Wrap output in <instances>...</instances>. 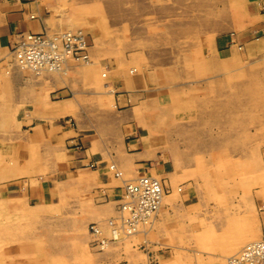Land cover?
<instances>
[{"label": "crops", "instance_id": "1", "mask_svg": "<svg viewBox=\"0 0 264 264\" xmlns=\"http://www.w3.org/2000/svg\"><path fill=\"white\" fill-rule=\"evenodd\" d=\"M117 4L120 5V2ZM149 6V3H143L136 7L133 17L129 13L134 9L130 10L127 5L124 8L123 19L126 31H130L127 33L131 40L126 42L123 55L109 54L103 61L108 68V85L111 90H105L103 96L107 98V102L104 100L102 103L101 98L95 99L93 95H87L86 98L84 87L76 90L63 77L60 79L47 75L45 78H38L31 71L19 67L12 56L11 46L20 40L22 33L40 32L44 27H63L66 17L53 13L52 10L56 8L49 0H0V150L4 149L5 158L11 155L15 160L13 168L8 165L10 169L7 166V175H4L9 182H13L11 184H16L20 179L39 176L38 184L32 186L29 182L25 187L22 185L16 188V191L25 194L29 202L38 205L56 204L59 196L65 195L66 186L82 179L88 189H99L102 198H109L116 207L115 190L129 178L115 177L108 169L110 163H115L129 173L132 176L130 179L146 173L159 176L162 182L170 186L173 180H183L181 174L175 173L169 163L158 158L157 148L150 143L149 134L140 125L145 120L139 111L143 98L149 90L162 88L166 72L176 69L175 73L184 75L181 66L184 62L194 61L192 51L196 48L208 46L211 60L218 62L222 73L226 69L224 64L237 59L241 54L264 55V0L244 1L239 7L243 9H238L241 14L238 10L228 8L229 4L219 15L215 13L214 16L212 11L210 14L206 11L204 21L200 23L196 22L197 16L192 17L190 10L180 13L174 9L172 13H165L159 7L154 10ZM186 6L190 8L191 4L186 3ZM192 8L193 11L196 10V3ZM168 16L171 17V22L166 24ZM213 17L217 19V23H214ZM147 20L152 23V27L149 28ZM234 22H237L235 26ZM164 30L171 34L168 39ZM182 36H186L187 40L182 42ZM182 43L186 44L183 55ZM147 46L150 51L146 49ZM90 50L92 56L97 54L93 44ZM206 53L207 51L202 54L204 62L210 60ZM52 89H55L58 96L56 100H60L52 99ZM90 162H97L98 167H84ZM14 168L25 170L22 169L23 173L19 174V170L17 172ZM59 174L69 175L59 177ZM192 181L185 188L181 187L179 194L171 192L165 196L155 221L158 228L154 226L150 235L152 238L140 249V255L144 257L128 259L129 254L126 252L123 254V264H167L170 262L168 260L175 259L184 249L205 253L223 252L241 244L246 237L264 238V223L244 224V213L236 209L223 211L217 208L214 201L201 189L200 182ZM181 182L186 184V181ZM232 203L235 205L236 201ZM104 209L106 207H100V210ZM234 216L237 218L232 219ZM170 234L175 235L173 244L170 240L163 242L162 239ZM235 235L241 236L238 238ZM222 236L228 240L224 241ZM216 240L219 243L214 247L211 242ZM205 241L209 244L202 247L198 244ZM224 242L227 246L228 242L231 243L230 246H234L228 248ZM221 244L225 246L221 247Z\"/></svg>", "mask_w": 264, "mask_h": 264}, {"label": "rangeland", "instance_id": "2", "mask_svg": "<svg viewBox=\"0 0 264 264\" xmlns=\"http://www.w3.org/2000/svg\"><path fill=\"white\" fill-rule=\"evenodd\" d=\"M49 2L56 9L57 6L60 7L58 11L52 10L53 13H58L62 18L66 17L63 29L49 27L50 32L59 34L68 29L81 30L88 37L89 47L93 44L97 51V54L91 57L90 63L84 64L83 61L74 58L68 61L66 59L67 65L59 74L66 82H70L74 89L84 87L86 98L87 95H93L95 99L101 98L100 101L103 103L104 100L107 102V98L103 96L104 91L111 88L108 85L110 81L108 68L103 61L109 54L123 55L126 42L131 40L127 33L130 31H126L123 19L126 5L130 10L134 9L129 13L130 17L136 14V7L149 3L152 7L148 8L155 10L159 7L158 9L164 10L165 13H172L174 9L180 13L190 10L192 17L197 16L196 22L200 23L204 21L206 11L209 14L212 11L214 16L215 13L219 15L228 4L230 9L238 10L244 0H147L148 3L145 0H49ZM119 2L120 5L117 4ZM125 2L128 4L125 5ZM186 3H190L191 7L188 8ZM194 3L196 10L193 11ZM213 18L215 23L217 19ZM170 19V16L166 17L165 23L171 22ZM147 24L149 28L152 27L148 20ZM67 25L70 28H67ZM44 29L47 30L48 27ZM164 32L168 39L171 34L166 30ZM47 33L49 34V31ZM183 40H187V37L182 36L181 41ZM185 47L186 44L182 43L181 55L184 54ZM205 47L207 48H196L192 51L194 61L184 62L181 66L184 75L179 76L175 73L176 69L170 70L164 75L161 89L147 92L142 106L139 107L141 116L143 118L146 116L140 125L144 126V130L149 134L150 143L157 148L158 158L168 160L165 162L174 168L173 171H179L183 177V180L172 182V194H179L181 191L178 187L185 188L190 180L199 181L201 189L214 201L217 208L223 211L236 209L244 213L246 223H264V55L241 54L242 56L225 64L226 69L222 73L218 62L215 59L211 60L209 47ZM146 49L150 51L148 46ZM206 51L210 56L207 59L210 60L204 62L202 54ZM16 64L31 71L38 78H45L47 75L60 78L58 72L52 70L36 74L30 67L22 66L19 61ZM52 90V99L56 100L58 96L55 89ZM5 154L4 149H1V161L11 162L9 165L13 168L14 157L10 155L5 158ZM0 166L7 169L1 162ZM85 167L98 166L90 162ZM4 169L2 171L0 169V173L2 172L0 264H123V254L126 252L129 254L128 259L144 257L140 255V249L146 245L149 238H152L150 235L157 216L152 218L154 223L150 229H146L147 233L137 232L138 234L126 236L121 234L122 231L118 232L120 219H116V216L124 183L115 190L116 207L109 198H102L99 189H88L82 179L66 186L65 195L59 196L56 204L38 205L29 202L25 194L16 191V188L22 185L25 187L29 182L32 186L38 184L39 176L31 180L20 179L16 184H11L13 182H9L8 177L4 176ZM109 171L114 175L112 170ZM123 173L122 178L132 177L125 171ZM67 175L59 174V177ZM150 176L160 180L157 175ZM184 180L188 182L187 185L181 182ZM17 195L21 197H15ZM96 197L102 200H97ZM233 201H236L237 205H233ZM101 202L102 205H99ZM100 207L106 209L100 210ZM256 217H259V220H256ZM245 222L243 223L246 224ZM95 225L98 226L101 235L97 232L94 234ZM112 228L118 233L114 234ZM171 228L172 226L169 227L170 230ZM174 237V234H170L162 241L170 240L171 243ZM246 239L231 248V252L230 249L212 253L184 249L175 259L168 260L167 262H170L167 264H227L230 256L243 244L261 237L251 236ZM101 240L104 242L101 243ZM217 241L211 242L212 246L215 247ZM206 242L198 244L202 247L209 244ZM103 243L106 245L102 246Z\"/></svg>", "mask_w": 264, "mask_h": 264}, {"label": "built area", "instance_id": "3", "mask_svg": "<svg viewBox=\"0 0 264 264\" xmlns=\"http://www.w3.org/2000/svg\"><path fill=\"white\" fill-rule=\"evenodd\" d=\"M81 36V32L51 36L45 29L40 32H25L21 34L20 40L13 44L11 52L22 66L34 65L41 68L42 72L55 63L61 65L66 54L83 58L81 53L86 51L88 42L84 43L85 37ZM85 57L87 59V54ZM38 72L40 71H36ZM167 192L168 186L145 174L137 181L123 185L118 211L120 222L126 227L125 231L130 234L137 232L138 227L145 223L146 217L156 212L162 193ZM93 231H97L95 226ZM243 252L238 254L239 256L234 255L233 260L238 258L234 264H264V243L248 245ZM231 259L232 257L229 258Z\"/></svg>", "mask_w": 264, "mask_h": 264}, {"label": "bare ground", "instance_id": "4", "mask_svg": "<svg viewBox=\"0 0 264 264\" xmlns=\"http://www.w3.org/2000/svg\"><path fill=\"white\" fill-rule=\"evenodd\" d=\"M244 1H246V0H244ZM244 3V2H243ZM240 4V3H239ZM242 5V4H241ZM262 5V4H261ZM228 8H230V7H228ZM227 8V9H228ZM242 9H243V7H242ZM242 9H239V10H242ZM57 11L58 10H60V7L58 8V6H57V9H56ZM238 10V11H239ZM43 11V10H42ZM45 11V10H44ZM247 11V10H246ZM230 12V11H229ZM240 12V11H239ZM244 13H246V12H244ZM237 14V13H236ZM240 14H241V12H240ZM243 14V13H242ZM71 15V14H70ZM239 15V14H238ZM253 15V14H252ZM243 16H244V14H243ZM253 16H256V15H253ZM46 17V16H45ZM237 17V16H236ZM249 17V16H248ZM251 17V16H250ZM255 18H257V17H255ZM72 19V18H71ZM232 19V18H231ZM239 19V18H238ZM251 19V18H250ZM253 19V18H252ZM243 20V19H242ZM247 20H248V18H247ZM254 20V19H253ZM61 21V20H60ZM59 21V23H61ZM63 21V20H62ZM239 21V20H238ZM254 21H256V19L254 20ZM83 22V21H82ZM82 22H81V24H82ZM244 22V21H243ZM246 22V21H245ZM252 22V21H251ZM72 23V22H71ZM70 23V24H71ZM237 23V22H236ZM235 22L233 23V26H235L234 24H236ZM240 22H238V24H239ZM249 22H247V24H248ZM253 23V22H252ZM244 24H246V23H244ZM63 25V24H62ZM77 25V24H76ZM78 25H79V22H78ZM77 25V26H78ZM238 26V25H237ZM237 26L235 27L236 29H237ZM240 26V25H239ZM242 26H243V24H242ZM242 26H240V27H242ZM248 26V25H247ZM70 28V26L69 25H67V28ZM239 27V28H240ZM261 27V26H260ZM64 27H60V29H63ZM234 29V28H233ZM240 29H242V28H240ZM46 31H49V34L51 35V36H55L56 34H54V33H51L50 32V28L48 27V29L46 30ZM60 32H61V30H60ZM80 32L83 34V36L85 37V42L84 43H86V42H88V37L87 36H85L84 35V33L81 31V30H78V29H74V30H71V29H68V30H66V31H63V32H61V34H64V35H67L68 33H75V34H80ZM237 34V33H236ZM61 36H63V35H61ZM83 36H81V37H83ZM236 36V35H235ZM94 39H95V37H94ZM215 39H216V37H215ZM224 39V38H223ZM222 39V40H223ZM237 39V38H236ZM90 40V39H89ZM91 41V40H90ZM233 43H235V42H233ZM13 45V44H12ZM12 47V46H11ZM90 47H91V45H90ZM90 47H89V44H87V47H86V51H84V52H82L81 53V57H83V58H76V57H73V55L72 54H66L65 55V59H63V62H62V67H61V65H58V63H55L52 67H48L47 68V70H52V72H58V74L63 70V68L65 69V67H66V65H67V62H66V59H67V61H68V59H72V58H74V59H76V60H80V62L81 61H83L84 62V64L85 63H90V60H91V57H92V55H91V50H90ZM11 51V50H10ZM85 54H87V59H86V57H85ZM13 55V54H12ZM14 57V56H13ZM100 59V58H99ZM14 60L16 61V62H18L17 60H16V58H14ZM94 60V59H93ZM228 63V62H227ZM227 63H225V64H227ZM81 64V63H80ZM225 64H224V66H225ZM37 65V64H36ZM5 68V67H4ZM7 68V67H6ZM52 68V69H51ZM30 69L34 72V73H36V71H40V72H38V73H36V74H41L42 72H41V68H38V67H35L34 65H31L30 66ZM46 71V70H45ZM6 72H7V70H6ZM7 75V74H6ZM69 75V74H68ZM152 76V75H151ZM59 77H63L61 74H59ZM70 77V76H69ZM60 78V79H61ZM63 79V78H62ZM8 80V79H7ZM158 80V79H157ZM5 81V80H4ZM44 81V80H43ZM63 81V80H62ZM156 82V81H155ZM158 82V81H157ZM45 83V82H44ZM61 86V85H60ZM49 88L51 87V86H48ZM67 87V86H66ZM46 89V88H45ZM111 90V89H110ZM49 91V90H48ZM78 92V91H77ZM105 92V91H104ZM113 93V92H112ZM115 94V93H114ZM125 95V94H124ZM46 96V95H45ZM44 97V96H43ZM66 98V97H65ZM121 98V97H120ZM38 99H40V98H38ZM58 100H60V99H58ZM58 100H56V101H58ZM237 100V99H236ZM63 101V100H62ZM120 101V100H119ZM6 102H9V101H6ZM38 102H40V101H38ZM37 102V103H38ZM42 103H43V101H41ZM126 103V102H125ZM124 103V104H125ZM10 104V103H9ZM119 104V103H118ZM6 105V104H5ZM50 105V104H49ZM47 106V105H46ZM52 106V105H51ZM117 106V105H116ZM6 107H8V106H6ZM48 107V106H47ZM58 108V107H57ZM75 108V107H74ZM52 109V108H51ZM50 109V110H51ZM65 110V109H64ZM62 111V110H61ZM63 112L64 111H62V114H63ZM136 113H137V111H136ZM64 114H65V112H64ZM135 114V113H134ZM57 115V114H56ZM61 117H62V115H60ZM133 116V115H132ZM146 117V116H145ZM144 117V118H145ZM143 118V119H144ZM161 118V117H160ZM66 119V118H65ZM74 119V118H73ZM138 119V118H137ZM69 120V119H68ZM46 121V120H45ZM52 121V120H51ZM65 121V120H64ZM145 121V120H144ZM49 123V122H48ZM64 123V122H63ZM8 124V123H7ZM56 124H58V123H56ZM55 124V125H56ZM6 125V124H5ZM50 125V124H49ZM64 125H66V124H64ZM74 125V124H73ZM72 126V125H71ZM66 128V127H65ZM152 128V127H151ZM74 129V128H73ZM64 130V129H63ZM69 130V129H68ZM5 131V130H4ZM65 131H66V129H65ZM70 131V130H69ZM66 132H68V131H66ZM150 132V131H149ZM66 134V133H65ZM148 134V133H147ZM124 137V136H123ZM239 137V136H238ZM236 138V137H235ZM128 139V138H127ZM229 139V138H228ZM117 140V139H116ZM145 140V139H144ZM147 140V139H146ZM230 140V139H229ZM4 141V140H3ZM102 141V140H101ZM139 142V141H138ZM24 143H26V142H24ZM138 144V143H137ZM72 145V144H71ZM23 146V145H22ZM34 146V145H33ZM132 146V145H131ZM134 146V145H133ZM34 147H36V146H34ZM131 148V147H130ZM147 148V147H146ZM80 149V148H79ZM31 150H33V149H31ZM28 151V150H27ZM30 151V150H29ZM28 151V152H29ZM36 151V150H35ZM182 151V150H181ZM62 152V151H61ZM64 152V151H63ZM66 152V151H65ZM111 152V151H110ZM34 153V155H36L35 154V152H33ZM100 153V152H99ZM156 153V152H155ZM59 154V153H58ZM64 154V153H63ZM166 154V153H165ZM164 154V155H165ZM197 154V153H196ZM6 155V154H5ZM33 154H32V157L34 156ZM60 155V154H59ZM58 155V156H59ZM73 155V154H72ZM167 155V154H166ZM16 156V155H15ZM66 156V155H65ZM5 157V156H4ZM35 157V156H34ZM37 157H38V154H37ZM57 157V156H56ZM60 157V156H59ZM88 157V156H87ZM163 157V156H162ZM16 158H18L17 156H16ZM36 158V157H35ZM39 158V157H38ZM101 158V157H100ZM166 158H168V157H166ZM12 159V158H11ZM30 159V158H29ZM37 159V158H36ZM60 159H62V158H60ZM72 159V158H71ZM101 159H103V158H101ZM20 160H22V159H20ZM26 160V159H25ZM30 160H32V159H30ZM87 161V160H86ZM106 161H107V159H106ZM165 161H168V160H165ZM0 162H1V160H0ZM5 162H7V161H5ZM31 162H34V161H31ZM30 162V163H31ZM77 162V161H76ZM89 162V161H88ZM98 162V161H97ZM96 162V163H97ZM142 162V161H141ZM148 162V161H147ZM153 162V161H152ZM1 163H4V161L3 162H1ZM8 163V162H7ZM7 163H4L5 165L7 164ZM9 163H11V162H9ZM9 163L6 165V166H8L9 165ZM154 163V162H153ZM84 164V163H83ZM86 165V164H85ZM131 165V164H130ZM10 166V165H9ZM8 166V168L10 169V167ZM84 166V165H83ZM128 166V165H127ZM149 166V165H148ZM1 168V171H2V169H4L2 166H0ZM85 167V166H84ZM154 167V166H153ZM38 168V167H37ZM108 168L110 169V170H112L113 172H114V175H115V177L117 176L118 178H122V176H123V170L122 169H120L115 163H110L109 164V166H108ZM157 168V167H156ZM23 169V168H22ZM22 169L21 170H19V172H18V170L17 169H13V170H15V171H17L19 174H22L23 172H22ZM92 169V168H91ZM132 169H135L134 167L132 168ZM5 170V173H6V169H4ZM12 170V171H13ZM23 170H25V169H23ZM173 170V169H172ZM180 170V169H179ZM15 171H14V173H15ZM135 171H136V169H135ZM140 171V170H139ZM152 171V170H151ZM150 171V172H151ZM168 171V170H167ZM182 171V170H181ZM11 172V171H10ZM32 172V171H31ZM31 172H29V173H31ZM55 172V171H54ZM142 172H143V170H142ZM154 172V171H153ZM179 172V171H178ZM2 173V172H1ZM0 173V174H1ZM4 173V174H5ZM111 173V172H110ZM117 173V174H116ZM139 173V172H138ZM162 173V172H161ZM176 173V172H175ZM11 174V173H10ZM10 174H8L9 176H10ZM13 174V173H12ZM25 174V173H24ZM145 174V173H144ZM144 174H140L137 178H135V179H127V180H125V181H123V185H125L126 183H131V182H135V181H137L138 180V178H140V177H142V176H144ZM7 175V174H6ZM145 175H148V176H150L149 174H145ZM204 175H206V174H204ZM16 176V175H15ZM73 176V175H72ZM110 176V175H109ZM0 177H1V175H0ZM6 177V176H5ZM67 177V176H66ZM150 177H153V176H150ZM209 177V176H208ZM111 178V177H110ZM132 178V177H131ZM153 178H155L156 180H158V178H156V177H153ZM5 179V178H4ZM40 179V178H39ZM57 179V178H56ZM59 179V178H58ZM202 179V178H201ZM206 179V178H205ZM31 180V179H30ZM53 180V179H52ZM63 180V179H62ZM69 180V179H68ZM108 180H109V178H108ZM33 181H34V179H33ZM50 181V180H49ZM160 181V180H159ZM174 181V180H173ZM172 181V182H173ZM185 181V180H184ZM67 182V181H66ZM111 182V181H110ZM162 184H164L162 181H160ZM190 182H191V180H190ZM193 182V181H192ZM203 182V181H202ZM98 183V182H97ZM169 183V182H168ZM188 183V182H187ZM187 183H186V185H187ZM99 184V183H98ZM190 184V183H189ZM55 185V184H54ZM183 185V184H182ZM184 185H185V183H184ZM72 186V185H71ZM121 186V185H120ZM167 186H169V192H167V193H162V195L160 196L161 197V199H160V201H159V204H158V207H157V210H156V212L153 214V215H151L150 217L148 216V217H146V219L144 220L145 221V223H142L139 227H138V230H137V232H145V233H147V230L146 229H150L152 226H153V223H154V220H152V218L155 216H157L158 215V212H159V210H160V208H161V206H162V202H163V200H164V198H165V196L168 194V193H170L171 192V190H172V187L170 186V185H167ZM106 187V186H105ZM177 187V186H176ZM186 187V186H185ZM242 187H243V185H242ZM55 188V187H54ZM120 188V187H119ZM101 189V188H100ZM178 189L180 190L181 188L180 187H178ZM204 189V188H203ZM119 190V189H118ZM213 190V189H212ZM239 190V189H238ZM90 192V191H89ZM208 192V191H207ZM211 193H212V191H211ZM239 193V192H238ZM118 194V193H117ZM210 194V193H209ZM213 194V193H212ZM215 194V193H214ZM213 194V195H214ZM221 194V193H220ZM219 194V195H220ZM21 196V195H20ZM194 196V195H193ZM215 196V195H214ZM216 196H217V194H216ZM222 197H223V195H221ZM238 196V195H237ZM255 196V195H254ZM120 197V196H119ZM197 197V196H196ZM29 198V197H28ZM52 198V197H51ZM57 198V197H56ZM113 198V197H112ZM217 198H218V196H217ZM9 199V198H8ZM14 199V198H13ZM95 199V198H94ZM220 200H222L221 198H219ZM218 199V200H219ZM96 201V200H95ZM42 203V202H41ZM49 203V202H48ZM166 203V202H165ZM220 203V202H219ZM189 204V203H188ZM224 204V203H223ZM219 205V204H218ZM237 205V204H236ZM231 206V205H230ZM53 209V208H52ZM239 210V209H238ZM241 210V209H240ZM112 211V210H111ZM110 210H109V212H111ZM118 211V210H117ZM115 212V211H114ZM106 213V212H105ZM108 215V214H107ZM249 215V214H248ZM113 216V215H112ZM160 216V215H159ZM174 216V215H173ZM244 216H245V214H244ZM120 217V213H119V211L117 212V216H116V219H118ZM240 217V216H239ZM109 218V217H108ZM232 218V217H231ZM234 218H237V217H233L232 219H234ZM248 218V217H247ZM259 218V217H258ZM257 217L255 218L256 220H259ZM227 219V218H226ZM241 219V218H240ZM156 220V219H155ZM236 220V219H235ZM237 220H239V218L237 219ZM244 220V219H243ZM246 220V219H245ZM262 220V219H261ZM248 221V220H247ZM158 222V221H157ZM238 222H241V221H238ZM245 222V221H244ZM246 223V222H245ZM248 223V222H247ZM263 223V222H262ZM252 224V223H251ZM117 226V225H116ZM235 226V225H234ZM155 227H157L158 228V226H155ZM253 227V226H252ZM89 228V227H88ZM91 228V227H90ZM95 228L97 229V231H94V234H95V232H97L98 233V235L100 234L101 235V233H99V228H98V226H96L95 225ZM178 228V227H177ZM243 228H245V227H243ZM155 229V228H154ZM241 229V228H240ZM257 229V228H256ZM119 230H120V232H121V234L122 235H126V236H130V235H134V234H138L137 232H135V231H133V233H127V231H125L126 230V227H125V225H122V223L121 222H119V224H118V232H119ZM237 230V229H236ZM235 230V231H236ZM102 231V230H101ZM234 231V230H233ZM233 231H232V233L231 234H233ZM242 231V230H241ZM103 232V231H102ZM112 232H114V234H116V233H118L117 232V230L116 229H114L113 230V228H112ZM243 232V231H242ZM242 232H240V233H242ZM104 233V232H103ZM224 233V232H223ZM225 233H226V231H225ZM228 233V232H227ZM226 233V234H227ZM244 233V232H243ZM91 234H92V232H91ZM105 234V233H104ZM120 234V235H121ZM237 234H238V232H237ZM245 234V233H244ZM119 235V236H120ZM145 235V234H144ZM230 235V234H229ZM243 235V234H242ZM106 236V235H105ZM116 236V235H115ZM235 236H238V238L241 236H239V235H235ZM247 236V235H246ZM245 236V237H246ZM154 237V236H153ZM224 237V238H223ZM233 237V236H232ZM243 237V236H242ZM244 237V238H245ZM253 237V236H252ZM107 238H108V236H107ZM121 238V237H120ZM147 238V237H146ZM149 238V237H148ZM221 238V237H220ZM222 238H223V240L225 241V240H228V239H226L225 238V236H222ZM235 238V237H234ZM237 238V237H236ZM247 238V237H246ZM260 238V237H259ZM149 239H151V238H149ZM242 239V238H241ZM240 239V240H241ZM249 239V238H248ZM145 240V239H144ZM168 240V239H167ZM204 240V239H203ZM219 240H221V239H219ZM222 240V241H223ZM232 240H234V239H232ZM243 240V239H242ZM245 240H247V239H245ZM244 240V241H245ZM113 241V240H112ZM102 242H104L103 240H101V243ZM123 242V241H122ZM218 242V241H217ZM227 242V241H226ZM226 242H224L225 244H226V246H227V243ZM229 242H231V241H229ZM229 242H228V245L229 246H227L228 248L229 247H231L230 245H231V243L229 244ZM243 242V241H242ZM219 243V242H218ZM233 243H235V241L233 242ZM254 243L255 244H259V243H264V238H262L261 237V239H254V240H250V241H248V242H246L245 244H243L241 247H240V249L239 250H237L235 253H233V255H231L230 256V258L232 257V259L231 260H229V261H227V264H234L236 261H237V259H235V260H233L234 259V255H240V254H243L244 252V250L246 249V247L248 246V245H254ZM134 244V243H133ZM136 244V243H135ZM225 244H224V246H225ZM96 245V244H95ZM102 246H105L106 245V243H103V244H101ZM138 245H139V243H138ZM236 245H237V243H236ZM238 245H239V243H238ZM144 246V245H143ZM223 245L221 244V247H222ZM223 246V247H224ZM234 246V245H233ZM232 246V247H233ZM102 248V247H101ZM226 248V247H225ZM225 248H223V249H225ZM69 249V248H68ZM227 249V248H226ZM225 252V251H224ZM230 252H231V249H230ZM234 252V251H233ZM222 254V253H221ZM236 255V256H237ZM238 255V256H239ZM103 262V261H102ZM223 262V261H222ZM120 264V263H119Z\"/></svg>", "mask_w": 264, "mask_h": 264}]
</instances>
